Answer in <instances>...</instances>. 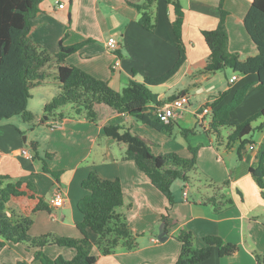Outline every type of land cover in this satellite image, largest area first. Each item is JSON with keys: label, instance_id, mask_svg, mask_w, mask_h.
<instances>
[{"label": "crops", "instance_id": "crops-1", "mask_svg": "<svg viewBox=\"0 0 264 264\" xmlns=\"http://www.w3.org/2000/svg\"><path fill=\"white\" fill-rule=\"evenodd\" d=\"M145 1L44 0L32 19L30 36L52 53L59 51L61 42L73 45L87 41L81 49L69 55L67 61L120 91L131 78L144 81L146 76L164 75L178 59L177 39L172 26L176 17L174 0H156L152 6L154 31L139 24L141 13L135 5ZM220 1L178 0L184 13L182 28L186 59L173 76L165 83L151 87V90L158 94L161 105L181 92L189 96L190 103L174 121L184 129L200 124L199 129H203L200 131L207 135L209 143L200 150L199 164L203 150L207 149L211 159L203 172L217 185L229 181L222 192L233 204L216 213L213 205L201 203L204 195L213 194L212 188L207 185L206 189L195 194L191 183L184 181L185 187L189 184L185 197L175 181L172 186L174 202L170 205L167 197L136 163L125 158V144L106 136L104 129L119 124L141 135L147 133L159 139H167L162 136L166 134L105 104L95 107L98 112L96 123L67 115L58 124H53L54 120L44 114V106L60 93V87L49 80L31 90L28 107L36 115L33 123L25 122L20 115L19 120H13V116L0 123V176L23 181L22 189L26 194L14 198L9 208L33 219L29 230L31 236L55 233L80 238L77 224L84 215L78 209V202L87 194L82 182L95 172L103 180L121 181L124 205L119 211L125 215L133 232L138 234V246L133 250L118 248L112 254L103 255L94 247L98 264H176L182 248L177 236L183 229L194 234L197 247L204 246V237L211 235L220 236L225 242L237 246L236 251L227 256H220L215 248L212 256L201 264H256V253L264 255V198L250 173V167L258 161V155L264 149V128L253 133L252 143L239 151V142L229 149L226 147L227 136L233 127L226 136L221 133V140L216 141V136L207 133L197 118V112L221 93L226 92V95L219 106L228 103L236 90L248 84L250 88L242 103L231 114V124L241 123L264 108V87L259 86L257 75L237 76L226 70H203L210 49L202 32L217 27ZM59 2L65 6L60 8ZM252 2H223L227 11L228 50L243 57L258 51L244 24ZM111 37L117 41V51L107 46ZM117 60H120L119 64ZM233 75L237 79L231 83L229 80ZM157 107L150 105L148 113L157 116ZM41 119H44L42 124L39 123ZM173 136L166 135L169 138ZM179 143V149L156 151L153 147L152 150L155 154L175 151L183 157H191L189 147ZM23 149H27L32 157L22 154ZM47 154H51V158H47ZM44 158H47L51 170L60 172L58 179L44 171ZM206 181L205 184L208 183ZM28 184L32 188L29 189ZM58 189L64 193V202L61 206H54L52 197ZM41 197L52 210L34 213ZM165 214L173 222L168 228L162 220ZM90 238L94 242L96 235L90 232ZM44 252L52 258L61 255L70 259L75 255L72 249L59 246H47ZM34 253V248L23 243L8 242L0 252V263L41 264L34 260Z\"/></svg>", "mask_w": 264, "mask_h": 264}, {"label": "trees", "instance_id": "trees-1", "mask_svg": "<svg viewBox=\"0 0 264 264\" xmlns=\"http://www.w3.org/2000/svg\"><path fill=\"white\" fill-rule=\"evenodd\" d=\"M43 1L0 0V122L20 115L25 122L33 123L36 115L28 107L32 97L31 90L52 78L61 91L45 104L44 114L54 121H61L67 115H74L96 123L98 112L95 107L97 104H105L118 113L130 115L141 123L173 136L176 121L165 124L158 116L148 113V107L160 106L162 103L151 87L165 83L186 59L187 50L182 28L184 13L178 0H174L176 17L172 22L178 48L176 63L162 76H146L144 81L131 78L120 91L114 89L109 82L67 61V57L81 49L87 41L73 45H64L61 42L59 51L52 53L31 38L32 19ZM155 2L156 0H146L135 5L141 13L139 24L149 31L155 30L152 14ZM223 2L224 0H221L219 4L220 21L217 27L202 32L210 49L203 70L216 72L229 68L237 76L255 74L259 78V86L264 87V0H253L244 18L245 28L258 49L257 53L245 57L228 50L227 11L223 7ZM117 50L116 48L115 51ZM53 67L55 71L52 74L50 69ZM249 88L248 84L236 90L226 104L219 106L226 92L221 93L209 104L213 109V116L206 131L216 136V141H220L221 128L233 127L227 136L228 149L232 144L239 142V151L242 150L246 144L252 143L253 132L264 128V108L241 123L231 124V114L242 103ZM183 94L185 92L179 95ZM68 106H71L69 111ZM39 123H44V119ZM190 132L193 130L182 129L186 137ZM104 133L125 144V158L136 163L139 170L167 197L170 205L174 202L173 183L178 179L190 183V173L197 169V158L200 153L198 147L189 146L191 157H183L176 152L155 154L151 142L130 127L109 125L105 127ZM33 148L36 149L34 144ZM47 158H51V154H47ZM47 158L43 159L44 171L58 179L60 172L49 168ZM250 173L264 198V149L259 153L258 161L250 167ZM206 185L212 188L213 194L204 195L201 203L213 205L216 213L233 204V201L222 192V189L229 185L228 180L221 185L208 180ZM22 186L21 180L0 176V252L8 242L23 243L28 248L35 249L34 260L41 264H98L97 256L93 253L94 247L101 254L109 255L118 248L133 250L138 246V234L133 232L125 215L119 211L124 205L123 188L119 179L103 180L95 172H91L83 180L82 187L87 194L78 202V209L84 215V219L77 224L81 233L80 238L55 233L31 236L29 230L33 219L9 208V203L14 198L26 194ZM28 188H32L30 184ZM42 210L51 211L52 207L41 197L34 213ZM162 220L166 228L172 226L173 222L168 214H165ZM90 232L96 235L94 242L90 238ZM177 239L181 242L182 248L176 264H201L212 256L215 248L218 249L220 256L231 255L237 249L235 244L225 242L217 235L205 236L204 246L197 247L194 234L186 229L179 232ZM47 246L69 248L75 255L70 259L61 255L52 258L44 252ZM255 256L256 264H264L263 254L256 253Z\"/></svg>", "mask_w": 264, "mask_h": 264}, {"label": "rangeland", "instance_id": "rangeland-1", "mask_svg": "<svg viewBox=\"0 0 264 264\" xmlns=\"http://www.w3.org/2000/svg\"><path fill=\"white\" fill-rule=\"evenodd\" d=\"M52 66H53V64H52ZM225 70L230 75H232L234 73L229 68H227ZM50 71H52V74H53V72L55 71V69L52 68V69H50ZM50 81H53L52 78H51ZM14 119H18L19 120V115H15L14 118H13V120ZM6 120H8V119H4L3 121L6 122ZM199 127H200V124L196 125L195 128L194 127L187 128L189 130L192 129L193 132H190L187 135V137H186L182 133L183 126L180 125V124H178V125L175 126L174 136L172 138L166 137V135H162L164 138H167V139H159L157 137H153L154 135L147 134V133L145 135L144 134L141 135L138 132H136V133H138L142 137L147 138L151 142V148L153 149V147H155L156 148L155 149L156 151H158L160 149H167V148L179 149L180 148V145H181L179 143V141L182 142V145L183 146H185V144H186L188 147L189 146L198 147L199 150H201L202 147H203V145H206V144L209 143V140L207 138V135L205 133H203V132L200 131V130L203 131V129H199ZM230 129H231V126H229V127H222L221 128V132H222V134L224 136H226L228 134V132L230 131ZM255 132H257V131H255ZM255 132H253V133H255ZM205 148H207V147H205ZM169 152H175V151H169ZM161 153H166V151H163ZM199 157H200V155L198 156L197 169L194 170V171H191V173H190V175H191V180H190V183L191 184L190 185H191L192 193H195V194H197L198 191H201L202 189H206L207 188L206 187L207 185L205 184L207 182L206 180L211 181V179L207 175H205V172H203V169L204 168H208L209 167V164H207L210 161V159H211V155L209 154V151L207 149H205V151L203 150V157L201 159L200 164H199ZM176 181L177 182H175V183L176 184H179V186H180L179 187L180 191L181 192H184L183 191V188L185 187L184 186V180L178 179ZM16 247L19 248V245H17Z\"/></svg>", "mask_w": 264, "mask_h": 264}, {"label": "built area", "instance_id": "built-area-1", "mask_svg": "<svg viewBox=\"0 0 264 264\" xmlns=\"http://www.w3.org/2000/svg\"><path fill=\"white\" fill-rule=\"evenodd\" d=\"M65 4L63 2H59V7L63 8ZM117 41L115 38L111 37L107 41V46L111 50H116ZM120 63V60H117V64ZM237 79L236 75H233L230 78V82H234ZM190 103L189 96L187 94L178 95L175 98L169 100L168 102L160 105L157 107L156 115L159 117V119L164 122L165 124H168L174 120H176L181 113L185 110V107ZM213 116V109L211 105L207 104L201 108L199 112H197V118L199 122L208 129L210 121ZM60 121H54L53 124H58ZM22 154L32 157L31 153L27 149L22 150ZM188 187L189 184H187L183 194L186 197L188 194ZM64 202V193L62 190L58 189L54 196L52 197V205L54 206H61Z\"/></svg>", "mask_w": 264, "mask_h": 264}, {"label": "water", "instance_id": "water-1", "mask_svg": "<svg viewBox=\"0 0 264 264\" xmlns=\"http://www.w3.org/2000/svg\"><path fill=\"white\" fill-rule=\"evenodd\" d=\"M47 117V116H46Z\"/></svg>", "mask_w": 264, "mask_h": 264}]
</instances>
